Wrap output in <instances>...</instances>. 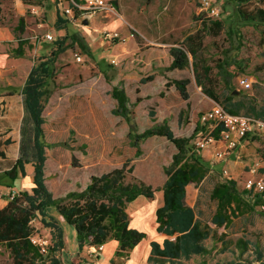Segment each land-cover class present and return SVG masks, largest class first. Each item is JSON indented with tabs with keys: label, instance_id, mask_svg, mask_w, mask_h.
Listing matches in <instances>:
<instances>
[{
	"label": "rangeland",
	"instance_id": "obj_1",
	"mask_svg": "<svg viewBox=\"0 0 264 264\" xmlns=\"http://www.w3.org/2000/svg\"><path fill=\"white\" fill-rule=\"evenodd\" d=\"M108 1L116 6L118 17L96 15L84 25L81 20L69 21L59 10V17L67 23L57 27L58 0H0V97L13 100L12 106L9 103L0 112L1 125H8L7 131H12L8 139L3 137L6 128L0 131V204L9 199L12 191L30 192V164L25 165L26 176L22 178L11 181L5 175L19 157V139L31 153L28 131L31 126L22 110L21 89L30 69L49 59L54 43L62 39L64 50L51 62L41 114L46 156L44 184L54 198L84 190L91 176L121 168L126 160L133 166L126 182L135 178L153 189L160 188L165 180L163 168L176 152L173 144L164 137L152 136L139 141L137 148L132 146L134 138L130 135L166 123L175 137H189L197 126L204 127L192 140L195 144L207 136L211 124L200 123L199 117L214 102L196 86L190 64L182 70H168L172 60L169 49L180 47L186 36L202 27L196 0ZM220 1L218 19L223 28L217 36L204 31L197 52L199 69L210 70L207 83L198 69L202 82L220 100L229 93L235 100L241 99L239 114L257 118L254 115L257 113L264 120V24L243 21L235 2ZM20 18L24 19L23 32L19 31ZM131 27L137 32L132 33ZM45 33H51L54 40L43 41ZM20 41L23 44L17 51ZM75 54L81 61L76 60ZM112 59L117 65L110 63ZM188 59L191 62L190 55ZM182 79L188 81L187 100L181 98L174 86L165 88L166 81ZM241 79L247 80L251 88L244 89ZM113 88L123 89L128 97L129 122L113 113L117 108L111 95ZM262 134L248 136L247 143L264 160V135L259 137ZM210 147L200 152L210 176L186 190V203L194 209L206 234L200 244L208 249L207 254L184 251L175 262L151 256L149 242L161 244L163 240L155 230V208L162 201V192L157 191L151 200L139 197L126 206L130 227L146 233L147 238L124 258L113 257V241L105 244L103 252L90 253L86 246L76 256L75 230L64 223L54 208H48V215L64 231L65 250L52 255L51 232L39 219H34L30 224L33 237L46 241L48 249L38 264H51L53 256L60 258L62 264H71V257L82 259L81 264H264V242L261 253L250 248L252 252L241 257L243 252L234 245L236 235L229 230V224L218 226L211 222L218 212L227 215L231 222L249 209L235 208L234 203L229 207L219 205L210 197L213 187L228 179L225 175L230 169L224 157H215L223 149L209 152ZM243 159L246 162L251 157L246 154ZM243 178L240 175L234 180L239 190ZM245 198L255 203L250 195ZM256 212L260 213L259 209ZM258 258H262L261 263ZM0 264H12L10 251L4 244L0 245Z\"/></svg>",
	"mask_w": 264,
	"mask_h": 264
},
{
	"label": "trees",
	"instance_id": "obj_2",
	"mask_svg": "<svg viewBox=\"0 0 264 264\" xmlns=\"http://www.w3.org/2000/svg\"><path fill=\"white\" fill-rule=\"evenodd\" d=\"M231 1L238 5L237 11L243 21H256L264 24V0ZM66 23L67 21L57 15V27H63ZM201 25L200 30L184 38L183 45L169 49L172 60L168 70H182L190 64L195 84L201 89V92L227 112L239 114L243 104L241 99L235 100L229 93L220 100L213 90L202 82V76L204 81L210 82V79L207 78L210 70L207 67L199 69L197 61V52L202 46V33L205 31L212 36H217L221 32L223 24L219 19H216L202 21ZM23 28L24 19L20 18L19 31L23 32ZM20 42L17 51H20V46L23 44L22 41ZM54 45L55 49L49 59H45L30 69L21 89L24 110L31 126L28 130L31 153L29 155L28 147H25L20 141L19 157L5 171L7 178L14 181L26 176V164L32 166L30 192H16L14 197L8 199L6 205L0 208V245L4 244L10 251L12 264H38L48 250L44 248L42 251L40 245L31 241L33 230L30 224L34 219H39L40 223L49 228L54 241L49 249L52 255L65 250L64 231L56 219L48 215V208H54L64 223L75 230L78 247L76 256L86 246L105 245L109 241H115L117 246L113 257H128L134 248L146 240L147 234L130 227L126 206L139 197L151 200L157 191L162 192V205L155 210V230L158 235L163 237V240L161 244L157 241L149 242L151 256L175 262L179 260L184 251H190L194 255L207 254L208 249L200 244L206 234L202 231L199 221L196 220L194 209L186 203V187L197 186L208 174L206 162L200 153L201 150L192 142L195 135L204 130V127L197 126L189 137H175L167 124L163 123L153 126L139 135H130L134 138L132 146L137 148L139 141L152 136L164 137L173 144L176 152L172 155L169 165L163 168L165 180L160 188L153 189L135 178L126 182V177L133 170V166H129L130 161L126 160L121 168L113 169L100 176H91L89 184L80 192H69L58 199L52 196L44 184L46 156L45 146L42 143L44 121L41 114L47 95L45 85L49 77L50 65L53 59L63 52L64 39L56 41ZM189 55L191 62L188 59ZM198 69L201 70L202 76ZM146 80L144 79V81ZM187 83L186 79L166 81L165 88L174 86L181 98L187 100ZM111 95L117 102V108L113 113L129 122L128 97L124 90L113 88ZM25 130L27 129L24 128L23 132ZM220 130L221 126L215 123L206 134L218 139ZM21 134H23L22 131ZM126 167L128 168L126 169ZM245 196L247 193L239 190L236 182L232 179L219 181L210 193V197L216 200L219 205L229 207L234 203L235 208L238 209L241 206L249 209L254 208L258 202L254 200L255 203H251ZM211 222L218 226H227L230 220L227 215L218 212L213 215ZM236 245L241 253L247 249V245L243 241H238ZM70 262L71 264H81L83 261L78 257H71ZM51 264H62V261L53 256ZM227 264L244 263L231 262Z\"/></svg>",
	"mask_w": 264,
	"mask_h": 264
},
{
	"label": "built area",
	"instance_id": "obj_3",
	"mask_svg": "<svg viewBox=\"0 0 264 264\" xmlns=\"http://www.w3.org/2000/svg\"><path fill=\"white\" fill-rule=\"evenodd\" d=\"M196 3L199 8L200 22L218 19L221 9L220 0H196ZM57 7L69 21L76 22L81 20L80 24H83V20H88L89 17L96 15L118 17L116 6L108 0H58ZM131 31L132 33L137 32L132 27ZM42 40L51 42L54 40L53 35L45 33L42 35ZM106 40L108 41V39ZM74 56L77 61H81L79 55L75 54ZM110 63L117 65L115 59L110 60ZM239 82L244 89L251 88L247 80L241 79ZM199 121L202 124L209 123L211 127L215 123L221 126L218 139L207 135L196 143L200 150H204L210 145L221 143L223 150L215 153V157L218 159H222L227 152L235 150L240 141L247 136H255L264 132V121L241 114H231L218 104L203 112L199 117ZM243 188L258 202L256 207L259 211L264 213V174L245 179L243 181ZM14 195L15 192H10L9 199H12ZM31 241L34 244L40 245L42 251H44L46 241L36 240L33 236L31 237ZM102 248L103 245L88 247L90 253L101 252Z\"/></svg>",
	"mask_w": 264,
	"mask_h": 264
},
{
	"label": "crops",
	"instance_id": "obj_4",
	"mask_svg": "<svg viewBox=\"0 0 264 264\" xmlns=\"http://www.w3.org/2000/svg\"><path fill=\"white\" fill-rule=\"evenodd\" d=\"M58 11L59 10L57 7V10H56L57 15H59ZM56 19H57V17H56ZM12 102H13V100H11V99H8L5 97H0V112L3 108H7L9 103H10V106H12ZM214 105H216L215 102L213 103V106ZM21 106H22V110L25 112L24 106H23V98L21 99ZM254 115H256V117H257L256 119H260V120L264 121L263 119H261V116H259L257 113ZM247 116L251 117L250 115H247ZM253 118H255V117H253ZM3 128H6L4 131V132H6V135H4L3 137L8 139L10 137L9 133H11L12 131H7L8 125H6L4 127L0 123V131ZM263 135L264 134L260 135L259 137H263ZM247 137L245 139H243L242 141H240V143L237 146L238 148L236 150L229 151L224 156V159L226 161L225 163H226V165H228V168H230L229 173H227L225 175V177L228 179L235 180V179H238V176L241 175L244 177L243 178V181H244L245 179L252 178L255 176H260V175L264 174V160L261 159L262 158L261 156H259L258 150L256 152V150H254L253 147L249 146V144L247 143V141H248ZM17 144H18V155H19L20 139L17 141ZM219 149H223V145L221 143H217V146L212 145V147H210L207 150L209 152H211L212 150H219ZM246 154L250 155L251 159H247V161L245 162L243 158H245ZM208 176H210V175L208 174L207 177ZM211 176L212 177H210V178H214L213 177L214 175H211ZM243 181H241L242 190L247 193V191L244 190V188H243ZM187 187H186V190H187ZM247 195H249V194L247 193ZM186 196H187V191H186ZM6 203H7V200L3 204L1 203L0 208L4 207L6 205ZM161 205H162V201H161ZM161 205L156 206V207L158 208ZM188 206L192 207L189 204H188ZM157 208H155V209H157ZM255 208H256V206L252 209L247 208V209H249L248 211L243 213L241 217H237L234 220H232L228 226V227H230L229 230L233 231L234 235H236V240H235L234 245L237 247L236 243L238 241H243L247 245V250L241 254V257H246V254L248 252L251 253L252 251H250V248H253L258 254L261 253L262 248H263L264 213H261V212L257 213L256 209H258V208H256V209ZM113 242H114V244H113L112 249L114 252V250L117 246V243L115 241H113ZM105 247L106 246L103 245L102 252L105 250ZM135 249L136 248H134V250ZM113 252H112V254H113ZM258 260L260 261L259 263H261L262 258H258Z\"/></svg>",
	"mask_w": 264,
	"mask_h": 264
},
{
	"label": "water",
	"instance_id": "obj_5",
	"mask_svg": "<svg viewBox=\"0 0 264 264\" xmlns=\"http://www.w3.org/2000/svg\"><path fill=\"white\" fill-rule=\"evenodd\" d=\"M82 23H83L84 25H86V24L88 23V21H87V20H83Z\"/></svg>",
	"mask_w": 264,
	"mask_h": 264
}]
</instances>
